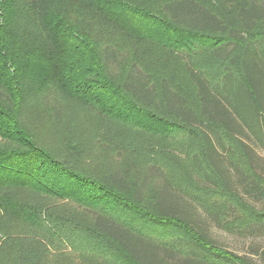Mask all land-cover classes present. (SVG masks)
<instances>
[{
	"label": "rangeland",
	"instance_id": "rangeland-1",
	"mask_svg": "<svg viewBox=\"0 0 264 264\" xmlns=\"http://www.w3.org/2000/svg\"><path fill=\"white\" fill-rule=\"evenodd\" d=\"M109 1L135 14L111 17L103 11L97 12L91 0H0V52L5 58H0V88L15 102L19 101L16 107L11 102L0 101V112L8 108L15 117L4 120L0 116V130H7L12 120L38 149L71 166L80 175L99 179L118 173L132 186L141 185L147 200L162 187L163 180L152 167L160 168L194 202L190 204L193 209L190 213L194 212L198 225L205 229L210 245L226 258L221 264H264V194L247 196L241 188V176L233 169L229 177L241 203L226 192L204 188L202 176L192 163V156L203 152L201 136L196 129L169 117L162 104L158 110L138 107L115 87V99L121 110L117 112L112 111L110 101L103 99L104 89L88 97L69 90L59 91L63 103L60 125L54 123L51 113L42 105L43 80L48 79L51 88L56 87L58 71H64L65 67H55L46 55L42 57L35 50L32 55L28 53L32 48L50 50L57 44L58 36L51 35L49 30L55 21L62 23L67 33L74 34L76 46L85 50L86 58L91 57L90 61H84L90 67L99 68L98 59L105 47L118 49L128 59L124 73L132 63H137L152 75L153 81L167 79L196 112L200 110L197 89L172 49L178 47L184 55L192 56L194 67L203 70L211 81L222 78L224 65L208 48L227 36L199 37L171 25L162 13V6L176 0ZM197 1L224 19L229 27L240 26L237 12L246 5V0H237L233 6L223 0ZM17 47L29 55L16 63L18 67L9 60ZM68 61L74 58L71 56ZM224 136L230 148L228 158L234 166L246 168L241 147L232 136ZM257 154L255 170L264 179V150L257 149ZM15 197L41 206L49 213H43L40 224L24 215L0 218V264H25L29 257L35 258V264H101L105 258H112L115 264H130L99 235L96 243L95 236L88 231L87 239L83 234L73 236L89 230L91 225L90 218L77 203L49 199L29 190H22ZM48 214L50 217H46ZM129 221H133L138 232L163 242L182 233L170 226L165 231L154 232L147 219L134 217ZM54 228H59L56 236L52 232ZM163 233L168 234L166 238ZM181 260L167 262L181 264Z\"/></svg>",
	"mask_w": 264,
	"mask_h": 264
},
{
	"label": "trees",
	"instance_id": "trees-1",
	"mask_svg": "<svg viewBox=\"0 0 264 264\" xmlns=\"http://www.w3.org/2000/svg\"><path fill=\"white\" fill-rule=\"evenodd\" d=\"M91 1L97 12L103 11L111 17L123 18L133 11L120 8L109 0ZM223 1L229 6L237 2ZM162 13L171 25L190 35L227 36L208 48V52L224 65L223 76L217 82L194 67L192 56L184 55L178 47L172 49L182 60L197 89L199 112L188 106L186 98L175 91L167 79L153 81L152 75L144 72L137 63H132L124 73L123 67L128 59L118 49L105 47L98 59L99 68L90 67L84 61H90L91 57L86 58L85 50L74 43V34L67 33L58 21L49 28L51 35L58 36L57 44L50 50L32 48L28 53L32 55L36 51L42 57L46 55L47 61L55 67L66 68L58 71L56 87L51 88L48 79L43 80L42 105L51 113L54 123L60 125L63 103L59 91L69 90L88 97L104 89L103 99L110 101L112 111L117 112L121 110L118 99H115V87L138 107L158 110L162 104L169 117L196 129L201 136L203 152L194 154L192 163L202 176L204 188L217 193L226 192L241 203L240 194L229 177L233 169L241 176V188L247 196L264 194V179L255 170L259 159L257 149L264 150V0H246V5L237 12L239 27H229L224 19L197 0L164 3ZM18 50L19 47L12 51V55L9 54L10 63L16 67V63L29 57L24 55L25 49L17 53ZM2 55L0 52V58L5 60ZM71 56L74 61L69 62ZM4 90L0 88V101L18 106L19 101L15 102ZM92 105L101 111L96 103ZM5 111L0 112L4 120H15L8 108ZM225 134L232 136L241 147L246 157V168L234 166L228 158L230 148ZM5 145L10 148H4ZM152 169L157 171L163 184L158 193L147 200L141 185L132 186L118 173L99 179L80 175L71 166L38 149L24 135V130L10 120V127L0 130V218L10 214L15 217L24 215L33 223H42L43 213H49L47 209L15 197L18 192L29 190L49 199L77 203L90 218L91 225L89 230L79 231L73 236L83 234L86 238L85 232L88 231L95 236L96 243L99 235L130 264H168V260L178 258L182 259L181 264H221L226 258L217 247L210 245L211 239L205 229L198 225L194 212L190 213L193 211L190 204L194 205V202L174 186L163 170ZM15 192L17 194L14 195ZM134 217L147 219L154 232L157 229L165 231L166 226H170L182 233L163 242L138 232L133 221H129ZM52 232L58 235L59 228ZM161 235L166 238L168 234ZM100 263L115 264L112 258H105ZM25 264H35V258H27Z\"/></svg>",
	"mask_w": 264,
	"mask_h": 264
}]
</instances>
